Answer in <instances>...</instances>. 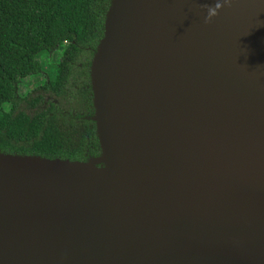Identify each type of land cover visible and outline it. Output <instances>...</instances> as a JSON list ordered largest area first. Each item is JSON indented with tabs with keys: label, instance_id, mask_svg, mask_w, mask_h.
<instances>
[{
	"label": "water",
	"instance_id": "water-1",
	"mask_svg": "<svg viewBox=\"0 0 264 264\" xmlns=\"http://www.w3.org/2000/svg\"><path fill=\"white\" fill-rule=\"evenodd\" d=\"M214 3L112 0L100 155L0 154V264H264V0Z\"/></svg>",
	"mask_w": 264,
	"mask_h": 264
},
{
	"label": "trees",
	"instance_id": "trees-1",
	"mask_svg": "<svg viewBox=\"0 0 264 264\" xmlns=\"http://www.w3.org/2000/svg\"><path fill=\"white\" fill-rule=\"evenodd\" d=\"M112 0H0V79L19 61L36 64L62 47L49 83L15 85L0 99V154L88 163L100 155L92 104L91 61ZM52 37L50 44L45 38ZM35 38L38 47L21 42Z\"/></svg>",
	"mask_w": 264,
	"mask_h": 264
},
{
	"label": "rangeland",
	"instance_id": "rangeland-1",
	"mask_svg": "<svg viewBox=\"0 0 264 264\" xmlns=\"http://www.w3.org/2000/svg\"><path fill=\"white\" fill-rule=\"evenodd\" d=\"M52 37L47 36L44 40L46 44H50ZM22 43L29 49H36L38 42L35 38L24 37ZM62 47H57L48 51L46 55L39 57L40 65L38 68L36 64L26 61H19L15 63L8 71L5 79H0V99H6L11 95L12 88L17 85L22 92L29 89L39 88L49 83L47 74L52 71V65L59 60L61 56Z\"/></svg>",
	"mask_w": 264,
	"mask_h": 264
},
{
	"label": "clouds",
	"instance_id": "clouds-1",
	"mask_svg": "<svg viewBox=\"0 0 264 264\" xmlns=\"http://www.w3.org/2000/svg\"><path fill=\"white\" fill-rule=\"evenodd\" d=\"M233 0H215L214 5L205 4L203 9L206 12L204 17V23H211L212 20L217 17L220 11L225 7H231Z\"/></svg>",
	"mask_w": 264,
	"mask_h": 264
},
{
	"label": "bare ground",
	"instance_id": "bare-ground-1",
	"mask_svg": "<svg viewBox=\"0 0 264 264\" xmlns=\"http://www.w3.org/2000/svg\"><path fill=\"white\" fill-rule=\"evenodd\" d=\"M94 173H96L102 177H108L109 176V174H107L105 171H98V172H94Z\"/></svg>",
	"mask_w": 264,
	"mask_h": 264
}]
</instances>
